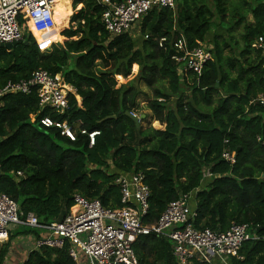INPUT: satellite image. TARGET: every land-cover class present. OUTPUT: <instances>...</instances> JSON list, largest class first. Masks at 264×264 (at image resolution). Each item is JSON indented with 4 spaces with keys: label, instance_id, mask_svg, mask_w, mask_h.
I'll return each mask as SVG.
<instances>
[{
    "label": "trees",
    "instance_id": "1",
    "mask_svg": "<svg viewBox=\"0 0 264 264\" xmlns=\"http://www.w3.org/2000/svg\"><path fill=\"white\" fill-rule=\"evenodd\" d=\"M73 5H82L71 19L78 24L64 33L78 35V40L41 51L25 33L12 51L0 48V89L45 70L61 74L82 99L80 108L72 96L67 113L56 115L41 110L36 90L4 97L0 193L19 205L23 217L33 213L48 225L68 215L76 193L108 208L123 207L117 177L143 173L151 190L147 222L155 223L170 202L192 193L196 227L224 232L234 224H251L261 238L246 242L242 259L231 257L230 264H264V157L257 141L264 133V108L252 103L264 92L256 44L264 34V0H212V6L209 0H175L173 8L149 11L132 29L138 35L117 37L106 30L105 6L98 0H75ZM36 37L47 47L40 33ZM163 38L167 42L160 48ZM179 38L190 49L211 42L213 60L200 75L178 74L172 43ZM138 67L136 77L119 86L118 80L128 79ZM140 84L153 92L148 109L153 120L166 124L165 130L137 128L126 115L140 110ZM45 116L71 125L74 139L44 126ZM93 132L100 134L91 146ZM226 148L236 155L234 166L222 158ZM204 169L221 177L203 186ZM22 229L0 248V264L15 236L40 239L43 233ZM172 248L170 240L156 235L134 244L138 264H176ZM22 264L76 262L67 244L63 249L39 247Z\"/></svg>",
    "mask_w": 264,
    "mask_h": 264
},
{
    "label": "built area",
    "instance_id": "2",
    "mask_svg": "<svg viewBox=\"0 0 264 264\" xmlns=\"http://www.w3.org/2000/svg\"><path fill=\"white\" fill-rule=\"evenodd\" d=\"M53 1L0 0V45L20 42L25 33L36 40L41 51L57 45L53 44L54 40L47 39L48 45L44 48L36 37V33L48 32L55 25ZM98 1L105 6L102 22L112 37L132 32L133 27L152 9L173 8L175 5V0H128L124 3ZM166 42V38L161 39L160 48ZM256 44L261 53L264 72V34L257 38ZM172 46L176 51L173 60L178 65L180 76L189 72L200 75L204 66L213 60V46L209 40L199 42L198 46L190 49L186 40L179 38ZM33 90L37 92L42 111L50 110L56 115H65L72 96L82 107L77 90L67 84L61 74L53 76L48 71L38 70L30 79L9 81L0 89V110L7 95H30ZM252 103L264 108V92ZM41 123L48 128H59L63 135L74 139V128L67 122L45 116ZM82 134L86 135L87 132L83 130ZM99 134L89 133L91 146H94ZM257 141L263 147L264 157V133L257 137ZM222 158L230 166L237 162L235 153L229 148L225 149ZM18 176L23 174L19 172ZM115 185L119 189L123 207L108 208L99 199L91 200L76 193L68 215L48 225L41 224L33 213L23 217L19 205L6 194L0 193V243L9 240L12 228L24 226L40 229L45 236L47 234L39 241L38 248L48 246L63 249L68 244V254L74 262H78L80 255H83L88 264H138L134 244L140 237L156 235L172 242L176 264H230L231 257L242 259L240 252L246 242L261 239L251 224H234L224 232L196 227L197 213L192 207V193L170 202L158 221L150 224L146 219L150 210L151 190L146 184L145 175L121 174Z\"/></svg>",
    "mask_w": 264,
    "mask_h": 264
},
{
    "label": "crops",
    "instance_id": "3",
    "mask_svg": "<svg viewBox=\"0 0 264 264\" xmlns=\"http://www.w3.org/2000/svg\"><path fill=\"white\" fill-rule=\"evenodd\" d=\"M79 7V6H78ZM72 19V18H71ZM177 71H178V68H177ZM178 74L180 75V73L178 72ZM142 96V95H141ZM80 99L81 97L78 96ZM140 99V98H139ZM82 101V99H81ZM82 103V102H81ZM140 103V102H139ZM141 107V105H140ZM148 108V106H147ZM149 110V109H148ZM151 112V111H150ZM146 116V115H145ZM147 117V116H146ZM143 119L145 118L144 116L142 117ZM150 119H153L152 117V113H151V117ZM155 121V120H154ZM141 124V123H140ZM165 125V128H166V124H163ZM76 128L79 127L78 123L76 124L75 126ZM165 130V129H164ZM75 131V130H74ZM203 180H202V184L203 186L204 185H207L209 183H211V181H213L214 179L216 178H219L221 177L220 175L218 174H213L211 173V171L209 169H204L203 170ZM24 226H20V227H17V228H12L10 230V234H14L15 232H20L22 231ZM28 228V227H27ZM33 229V228H31ZM42 236L40 239L36 238L35 236L33 235H19V236H15V238H13V241L11 243V248H10V251H9V254L6 258V262L5 264H22L24 263L29 254L36 250L38 248V243L41 239H43L44 237L46 236L44 235V231H42ZM10 234H9V237H10ZM8 242V241H7ZM6 242V243H7ZM1 244V243H0ZM3 244L5 243H2L0 245V248L3 246ZM57 249V248H56ZM175 259V258H174ZM80 262V263H79ZM88 264V260L86 257H83V255H80L79 257V260L78 262H76V264Z\"/></svg>",
    "mask_w": 264,
    "mask_h": 264
},
{
    "label": "rangeland",
    "instance_id": "4",
    "mask_svg": "<svg viewBox=\"0 0 264 264\" xmlns=\"http://www.w3.org/2000/svg\"><path fill=\"white\" fill-rule=\"evenodd\" d=\"M74 1L75 0H72L73 16L75 15V13H77L78 11H80L82 9V5H79V7L74 8V5H73ZM209 3L212 6V0H209ZM70 21H71V24H69V26L64 31H62L61 33H59L58 35H56V37H55V35H50V34L49 35L46 34L45 37L47 39H53L54 38L53 44H57V45H60L62 47L64 46V44L67 41H70V40L76 41V40H78L79 39V36L78 35L77 36H74V37H68L64 33L65 31H67L69 29H72V30L76 29L78 23L72 22V20H70ZM241 31H242V29H241ZM239 33H240V30L238 32L234 33V35L236 37V40H239L240 39V34ZM132 34L133 35H138V29L137 28L134 29V31L132 32ZM52 36H53V38H52ZM60 36H62L64 38V40L62 42H61ZM138 72H139V67H138V71H136V72H134L132 70V75L130 77H128V79L118 80L119 86L120 85H123V84H126L128 81L132 80L134 77H136V75L138 74ZM140 89L142 90V92L144 94L139 99V102H140L141 107H140V110L136 113V116L137 117H143V116L145 117L144 119L141 120V122H140L141 125L143 127H145V128H148V127L151 126L152 128L157 129V130H164L165 129V125L161 124L158 121H154L153 119H150L151 112H150V110H148L147 106H148V102L153 98V95H154L153 92L149 88H147L144 84H140ZM171 105H173V103ZM23 228H27V227H23ZM27 229H29V228H27Z\"/></svg>",
    "mask_w": 264,
    "mask_h": 264
},
{
    "label": "bare ground",
    "instance_id": "5",
    "mask_svg": "<svg viewBox=\"0 0 264 264\" xmlns=\"http://www.w3.org/2000/svg\"><path fill=\"white\" fill-rule=\"evenodd\" d=\"M53 3L55 25L49 31H56V35H58L62 32V30L64 31V29L69 26L70 20L73 17L72 0H54ZM40 34L43 38H45V40H47V38L45 37L47 32Z\"/></svg>",
    "mask_w": 264,
    "mask_h": 264
},
{
    "label": "water",
    "instance_id": "6",
    "mask_svg": "<svg viewBox=\"0 0 264 264\" xmlns=\"http://www.w3.org/2000/svg\"><path fill=\"white\" fill-rule=\"evenodd\" d=\"M30 38H31V35L28 33V34H27V39H30ZM18 43H19V42H15V43H12V44H6V45H0V48H4V49H6V50H8V51H12V49H13ZM126 115H127L128 117H130L131 119L134 120V122L136 123L137 128L140 127V122H141V120L143 119L142 117H137L136 115H134V114H132V113H126ZM139 140H141V137H140ZM262 178L264 179V174H263Z\"/></svg>",
    "mask_w": 264,
    "mask_h": 264
},
{
    "label": "flooded vegetation",
    "instance_id": "7",
    "mask_svg": "<svg viewBox=\"0 0 264 264\" xmlns=\"http://www.w3.org/2000/svg\"><path fill=\"white\" fill-rule=\"evenodd\" d=\"M47 34L48 35L50 34V35H55L56 36V31H48ZM52 38H53V36H52ZM50 40H52V39H50Z\"/></svg>",
    "mask_w": 264,
    "mask_h": 264
},
{
    "label": "clouds",
    "instance_id": "8",
    "mask_svg": "<svg viewBox=\"0 0 264 264\" xmlns=\"http://www.w3.org/2000/svg\"><path fill=\"white\" fill-rule=\"evenodd\" d=\"M78 95V94H77ZM79 96V95H78ZM76 99V98H75ZM77 101V100H76ZM78 103V102H77ZM132 114H134V113H132ZM134 115H136V114H134ZM48 128V127H47ZM59 129V128H58ZM69 137V136H68ZM71 138V137H70ZM72 139V138H71ZM73 140V139H72Z\"/></svg>",
    "mask_w": 264,
    "mask_h": 264
}]
</instances>
